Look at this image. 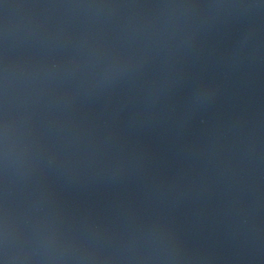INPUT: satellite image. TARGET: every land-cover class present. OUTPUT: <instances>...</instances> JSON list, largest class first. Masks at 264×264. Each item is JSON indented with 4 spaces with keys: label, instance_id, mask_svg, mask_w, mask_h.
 Returning <instances> with one entry per match:
<instances>
[{
    "label": "water",
    "instance_id": "95a60500",
    "mask_svg": "<svg viewBox=\"0 0 264 264\" xmlns=\"http://www.w3.org/2000/svg\"><path fill=\"white\" fill-rule=\"evenodd\" d=\"M0 264H264V0H0Z\"/></svg>",
    "mask_w": 264,
    "mask_h": 264
}]
</instances>
